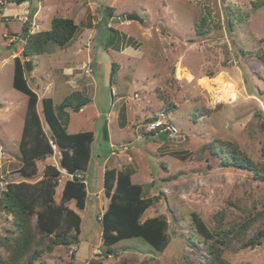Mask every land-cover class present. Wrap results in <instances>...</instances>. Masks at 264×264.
Segmentation results:
<instances>
[{"label": "rangeland", "instance_id": "obj_1", "mask_svg": "<svg viewBox=\"0 0 264 264\" xmlns=\"http://www.w3.org/2000/svg\"><path fill=\"white\" fill-rule=\"evenodd\" d=\"M255 1L0 0V198L8 182L36 181L46 164L61 169V154L54 147L52 155L37 161L36 175L19 171L27 95L13 84L14 57H21L27 35L48 30L55 16L73 18L77 32L65 46L51 44L50 52L21 57L26 84L38 95L42 119L43 97L59 104L81 89L90 99L71 112L67 128L70 133L94 132L83 172L86 206L78 210L75 201L69 203L82 219L79 240L56 246L37 264H205L203 241L187 238L192 214L208 228L218 223L227 229L264 209V179L225 166L208 148L213 140L231 142L254 165H264V5L254 8ZM128 13L142 22L122 21ZM217 76L230 91L225 103L215 102L208 85ZM160 113L179 134L159 140L141 130ZM105 165L134 167L132 181L143 186L144 197L155 198L141 220L162 216L168 223L164 250L131 238L104 254L99 216L108 199L99 189ZM68 177L62 170L56 201ZM261 227L255 222L244 241ZM11 228L12 217L0 206V238ZM240 243L224 249L229 263L264 264V238L254 246L240 248ZM0 252L5 255L1 246Z\"/></svg>", "mask_w": 264, "mask_h": 264}, {"label": "trees", "instance_id": "obj_2", "mask_svg": "<svg viewBox=\"0 0 264 264\" xmlns=\"http://www.w3.org/2000/svg\"><path fill=\"white\" fill-rule=\"evenodd\" d=\"M6 1L21 4L27 0ZM263 5L264 0L253 3L254 8ZM204 24L205 19L199 26L203 27ZM77 29L78 24L73 18L53 17L48 30L27 35L21 57L50 52L51 44L65 46L74 38ZM21 57H14L13 72L14 86L27 95L19 141V171L27 177L36 175L37 161L52 155L54 146L71 151L78 171L65 180L59 201H56L55 194L62 171L53 164H46L41 177L36 181L22 180L6 184L0 206L11 215L13 228L8 231L9 234L0 238V246L5 253L3 255L0 252V264H37L39 258L52 253L56 246L78 243L82 219L69 203L75 201L78 210L86 206L87 185L83 172L90 161L94 137L91 130L76 133L67 130L71 112L80 111L90 102L89 97L80 90L71 91L59 104H55L52 97H43L41 118L37 109L39 98L26 84L25 65ZM117 66L113 65L112 78L116 75ZM208 148L211 155L218 156L225 166L245 168L264 179V165H254L233 143L213 140ZM134 172L131 165L122 169L106 168L104 171L103 194L108 204L99 217L102 223V246L107 256L113 253V246L124 239L140 238L158 251L164 250L169 242L168 223L164 217L154 216L141 220L155 198L144 197L143 186L132 181ZM192 222V231L187 233V238L203 241L205 264H231L223 257L224 249L238 242H242L240 248L254 246L264 238V209L247 216L246 220L231 224L227 229L220 228L218 223L214 228H208L196 214H192ZM255 222L262 223V227L253 238L244 241Z\"/></svg>", "mask_w": 264, "mask_h": 264}, {"label": "water", "instance_id": "obj_3", "mask_svg": "<svg viewBox=\"0 0 264 264\" xmlns=\"http://www.w3.org/2000/svg\"><path fill=\"white\" fill-rule=\"evenodd\" d=\"M121 20H142L139 18V16L136 13H128L126 15H123L121 17ZM27 34V31L24 33L23 38H25ZM28 64H26L27 66ZM28 67V66H27ZM152 138H158L159 140H165L167 137V134L165 132H159V133H154L150 135ZM59 152L61 154V157L59 159V165L62 170L65 171V173L69 176H73L77 171L78 168L76 165L73 163L72 156H71V151L67 148H59ZM45 157L43 158V160Z\"/></svg>", "mask_w": 264, "mask_h": 264}, {"label": "built area", "instance_id": "obj_4", "mask_svg": "<svg viewBox=\"0 0 264 264\" xmlns=\"http://www.w3.org/2000/svg\"><path fill=\"white\" fill-rule=\"evenodd\" d=\"M87 67V66H86ZM92 71L91 68H88ZM156 118L146 122L142 127L141 130L144 133H158V132H166L169 136H174L179 134V129L173 126L165 117L164 113H160L155 116Z\"/></svg>", "mask_w": 264, "mask_h": 264}, {"label": "bare ground", "instance_id": "obj_5", "mask_svg": "<svg viewBox=\"0 0 264 264\" xmlns=\"http://www.w3.org/2000/svg\"><path fill=\"white\" fill-rule=\"evenodd\" d=\"M213 81V82H212ZM212 82V83H211ZM207 83V82H206ZM214 84V85H212ZM208 85L212 86V92L215 102H227L229 99L230 91L226 87L224 80L217 76L214 80L208 79Z\"/></svg>", "mask_w": 264, "mask_h": 264}, {"label": "crops", "instance_id": "obj_6", "mask_svg": "<svg viewBox=\"0 0 264 264\" xmlns=\"http://www.w3.org/2000/svg\"><path fill=\"white\" fill-rule=\"evenodd\" d=\"M7 10H10V9H7ZM10 11H12V10H10ZM87 65H85V67H86ZM88 67V66H87ZM86 67V68H87ZM92 68V67H91ZM92 74H93V71H92ZM84 78V77H83ZM53 87H54V83H53ZM54 90V89H53ZM81 90V89H80ZM52 93V92H51ZM70 93V92H69ZM114 93V90H112V94ZM118 93V92H117ZM116 93V94H117ZM65 97V96H64ZM114 102H116V99L114 100ZM41 105H42V103H41ZM106 133H107V129H108V127L106 126ZM81 132V131H80ZM76 133V132H75ZM94 133V132H93ZM107 138H108V140L110 139V135H109V132L107 133ZM93 140H94V137H93ZM92 144V143H91ZM114 147V144H113V142L111 141V143H110V148H113ZM123 149H125L126 150V147L125 146H123ZM111 154H113V155H115L116 153H115V151H113V150H111ZM91 158V157H90ZM120 159V158H119ZM89 165V164H88ZM114 166V165H113ZM103 167H105L104 169H106V168H112V167H109V166H107V165H105V166H103ZM116 169H121V168H116ZM105 171V170H104ZM84 175V174H83ZM85 178V177H84ZM86 181V180H85ZM101 192H103V188H101V189H99ZM98 191V190H97ZM98 193V192H97ZM97 193H96V195H97ZM87 194H88V191H87Z\"/></svg>", "mask_w": 264, "mask_h": 264}, {"label": "clouds", "instance_id": "obj_7", "mask_svg": "<svg viewBox=\"0 0 264 264\" xmlns=\"http://www.w3.org/2000/svg\"><path fill=\"white\" fill-rule=\"evenodd\" d=\"M152 118V117H151ZM153 134L155 133V132H152ZM159 133V132H158ZM166 133V132H165ZM157 134V133H156ZM167 134V133H166ZM167 136H169V135H167ZM54 147H56V146H54ZM62 171V170H61ZM64 171V170H63ZM76 174V173H75ZM69 176V175H68ZM70 177H72V176H69V178ZM99 219H100V217H99ZM72 253V252H71ZM73 264V263H72Z\"/></svg>", "mask_w": 264, "mask_h": 264}]
</instances>
